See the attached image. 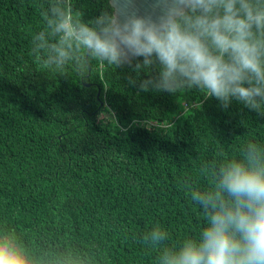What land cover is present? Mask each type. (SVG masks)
<instances>
[{
  "label": "trees",
  "instance_id": "16d2710c",
  "mask_svg": "<svg viewBox=\"0 0 264 264\" xmlns=\"http://www.w3.org/2000/svg\"><path fill=\"white\" fill-rule=\"evenodd\" d=\"M52 2L0 0V226L37 250L154 264L142 235L159 226L169 245L195 237L205 220L185 182L210 187L201 162L264 139V116L196 89L140 92L128 84L148 78L137 59L117 69L92 60L84 77L41 68L33 37ZM65 2L84 22L111 9L109 0Z\"/></svg>",
  "mask_w": 264,
  "mask_h": 264
},
{
  "label": "clouds",
  "instance_id": "9594fccd",
  "mask_svg": "<svg viewBox=\"0 0 264 264\" xmlns=\"http://www.w3.org/2000/svg\"><path fill=\"white\" fill-rule=\"evenodd\" d=\"M119 2V0H115ZM156 18L106 9L88 22L65 0L42 14L45 30L32 52L43 69L72 66L85 76L92 60L115 69L137 58L130 78L140 92L178 95L206 91L223 108L233 101L264 116V0H158ZM153 71L155 74L153 75ZM146 124H148L146 122ZM211 186L186 181L205 220L195 237L169 245L155 226L142 235L156 251L154 264H264V139L247 140L235 158L201 162ZM0 264H96L93 253L35 249L17 229L0 226Z\"/></svg>",
  "mask_w": 264,
  "mask_h": 264
},
{
  "label": "water",
  "instance_id": "95a60500",
  "mask_svg": "<svg viewBox=\"0 0 264 264\" xmlns=\"http://www.w3.org/2000/svg\"><path fill=\"white\" fill-rule=\"evenodd\" d=\"M109 5L111 9L116 10V14L121 20L130 15L156 19L162 13L158 0H119V2L109 0ZM135 59L137 58H130V62ZM88 73H90V68ZM97 96H99V91Z\"/></svg>",
  "mask_w": 264,
  "mask_h": 264
}]
</instances>
